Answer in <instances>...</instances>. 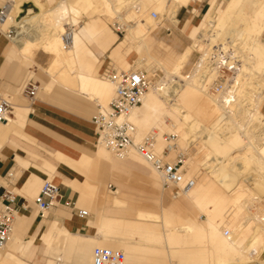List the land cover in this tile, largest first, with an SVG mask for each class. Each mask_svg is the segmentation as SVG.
Wrapping results in <instances>:
<instances>
[{
	"label": "bare ground",
	"instance_id": "bare-ground-1",
	"mask_svg": "<svg viewBox=\"0 0 264 264\" xmlns=\"http://www.w3.org/2000/svg\"><path fill=\"white\" fill-rule=\"evenodd\" d=\"M10 1L13 9L7 21L0 25V31L5 36V30L11 25L20 26L23 31L16 43L9 41L11 45L22 55L26 52L30 58L39 53L45 54L50 61L52 75L65 74L68 78L74 75L79 90L87 95L105 99V102L112 92L114 96L111 81L81 74L75 64L77 37H73L74 27L80 25L79 17L90 11L94 0H81L78 6H70L68 10L63 0L54 6H49L44 0H36L41 6V13L22 18L19 13L25 0ZM154 1L160 4V0ZM170 1L161 0V19L166 20L170 16L178 20V9L198 0H173L177 9L166 14ZM222 1L227 2L223 5ZM123 2L125 0H97L95 12L119 16L121 29L126 33L129 31L130 36L125 40L128 46L126 63L132 66L136 61L132 55L139 56L147 50V38L157 24L154 26L152 19V22L145 20L142 9H136L130 16L133 20L126 22L116 9ZM140 2L142 8L152 0ZM135 20L138 25L129 24ZM49 22L54 30L48 36H42L41 29H46L45 23ZM68 31L71 38L66 46L63 35ZM263 33L264 0H213L190 30L188 37L193 39V44L183 50L174 66H162L161 70L165 73L163 87L150 88L142 104L130 114V120L137 126V142L158 127L159 131L153 133L159 151L166 146L164 132L178 134V147L183 146L187 150L192 146L188 151L186 177L193 181L183 193L198 211L207 213L203 225L193 218L195 215H187L183 209H178V214L171 201L167 204L161 202L160 212L140 210L133 219L103 215L94 222L99 230L94 235L73 232L69 229L71 227L67 228L68 225L54 220L38 236L26 241L21 237V231L14 233V228L8 250L4 255L0 254V264H27L25 255L29 248L39 243L52 248L62 237V244L50 252L55 259L46 264H57L55 260L61 261V264H93L92 247L95 244L121 250L129 262L137 264H264V223L261 221L264 215ZM40 37L42 40L38 39ZM194 49L201 56L189 73H183ZM211 54L230 57L229 65L237 67L233 76L224 79L225 89L219 93H214L212 89L221 73L209 60ZM69 80L74 84L72 79ZM108 103L98 105L107 106ZM13 114L12 110L9 121ZM15 123L18 124V121ZM102 146L104 148L101 149ZM102 146L100 153L107 159L111 155L121 159L137 157L147 163L153 171L149 181H152L151 186L158 183L154 173L161 179L159 173L136 151L132 150L122 157ZM106 150L111 155L106 154ZM174 154L175 151H172L171 156ZM58 160L83 171L89 164L92 166V160L83 155L76 159L68 154H58ZM46 166L51 173L54 167ZM89 166L88 169L91 168ZM252 167L255 169L251 170ZM86 179L79 174L70 184L80 191L78 204L94 213L97 204L94 198L98 192L95 189L90 191L91 184ZM114 203L125 204L117 198ZM225 228L229 235L225 234Z\"/></svg>",
	"mask_w": 264,
	"mask_h": 264
},
{
	"label": "crops",
	"instance_id": "crops-1",
	"mask_svg": "<svg viewBox=\"0 0 264 264\" xmlns=\"http://www.w3.org/2000/svg\"><path fill=\"white\" fill-rule=\"evenodd\" d=\"M44 1L49 6H54L58 1L60 2V0ZM96 1L97 0H94L95 7L97 5ZM63 2L65 9L68 10L71 8L70 6H78L81 0H63ZM66 2L68 3L66 4ZM171 3H173L174 6V1L172 0L168 4V7ZM192 3L194 2H190L188 6L192 5ZM209 5L210 2L208 3L205 0H202L197 6L192 5L193 7L187 9V13L189 17L193 18L190 20L188 17V20L181 23L177 20L174 24L176 23V25H179L180 23L179 29L182 28V31L187 30L188 33L186 36L188 37L190 30L199 19L197 22L192 21L203 15ZM183 6L188 7L187 5ZM23 7L28 9L27 15L30 14V10H32V13L34 11L33 14H39L42 10L36 0L23 1L22 8ZM36 8L38 11L35 12L34 9ZM180 8L177 12V18L180 13ZM109 15L108 13L95 14L81 21L80 25L74 27L73 37L74 39L77 37L74 56L75 64L77 71L81 74L103 78L101 74L102 70L104 71V69H102V64L108 52L110 60L114 61L116 59V61L123 62V64L124 61H126L125 58L128 46L125 40L127 33L125 32L122 39L117 41L116 33L110 29L107 23ZM19 17L28 16H22L19 13ZM164 25H166L165 22L162 26H155L152 32L153 34L151 33L148 37L149 39L147 38V50H144L140 54L142 57L148 56L151 58L149 62L151 69H157V67L161 69L163 65L170 68L177 63L179 57L183 53V51H179L176 47H173L165 58L156 55L157 52H159L157 45L159 44L160 47L165 43V41H160V31ZM43 29H45V27H42L41 30ZM41 32L44 36L43 33L45 31ZM38 39H41V37ZM73 45H75V40ZM156 60L160 63H157ZM31 62L38 64L40 69L47 75L50 81H52L46 86L50 93L44 92L41 94L37 102L34 103V108L32 106L33 111H31L30 104H21V106L19 104H14V114L11 121L0 124V181L4 187H7L8 183L6 176L9 173H13L14 178L12 186L17 194L18 204L27 205L26 208H20L18 214L21 220L19 221L18 227L20 228L19 232H22L20 234L24 237L23 240L26 241L29 238L38 236L45 230L48 224L54 220H57L61 225H68L67 228L71 227L69 229L73 232L94 235L97 231L94 222L103 215L133 219L140 210L159 212L154 209L141 208L140 206L130 207L128 191L124 189L126 182L122 180V173L130 171L131 167L146 171L148 177L150 175L148 182L152 180L151 174L153 173L151 172L153 171L151 169L148 170L146 164L140 162L136 158L121 159L111 155V158L107 159L105 156L101 155L99 149L100 145L95 144L97 143V131L96 127H94V123L91 122L92 120L90 121L89 115L92 111V101L96 100L98 105L99 98L81 92L77 86L74 75L69 76L74 84L71 83L72 81H70L65 74L52 75L50 73L51 64L45 54L39 53L37 57L34 58H30L29 55H22L15 46L9 43V40L1 31L0 95H3L2 93L6 90L14 91L16 88H20L30 72V67L27 65H32ZM154 62H156V64H154ZM46 63L48 64L46 65ZM135 63L136 61H134L132 66L135 65ZM135 69L139 68L136 67ZM54 90V94L59 100L63 101V104H65L64 106H59L50 102V97ZM17 109L23 112L21 113L17 111ZM262 109L264 110V98L262 100ZM35 111H37V116H34ZM17 114L19 116H17ZM68 114L73 117H70ZM20 115L23 116L21 117ZM26 116H28V118ZM18 117L21 120H19ZM13 120L18 121V124ZM22 124L24 125L22 126ZM94 144L96 145V149L93 151L92 147ZM42 150H44V153ZM58 154H68L70 157L76 159L83 155L89 157L92 162L96 159L98 160L94 163L95 167L91 162L92 166H89L90 164L88 165L91 168L88 169L87 166L83 171L80 168L76 169V167L74 168L62 163L58 160ZM95 155L98 156V158ZM47 164L54 167L51 173L48 169L49 167L46 166ZM88 172H90V174ZM79 174L84 175L85 179L87 177L86 181L91 184L89 188L90 191L95 189L98 192V196L101 191V186L106 184L107 179L111 178L118 184V188L112 190L114 195L105 194L102 196L101 198H103V200L101 202L97 200L95 212H89L90 214L88 213L84 218L79 217L77 213L79 208H83L78 204L80 191L74 189L70 184ZM49 176L59 180L57 183L60 186V197L58 203L47 213L42 215L35 205L34 200L41 188V182ZM151 182L150 184H152ZM95 184L99 187L97 188ZM111 186L113 185H110V187ZM151 187L154 188L153 186ZM115 198L123 201L125 204L115 205ZM178 199L171 201V203L180 205V203L177 202ZM35 247L36 255L39 253L44 255L47 248L44 243H39Z\"/></svg>",
	"mask_w": 264,
	"mask_h": 264
},
{
	"label": "built area",
	"instance_id": "built-area-1",
	"mask_svg": "<svg viewBox=\"0 0 264 264\" xmlns=\"http://www.w3.org/2000/svg\"><path fill=\"white\" fill-rule=\"evenodd\" d=\"M13 4L10 0H0V25L5 23L11 15ZM28 13V10H26ZM26 13V14H27ZM147 13L152 21L158 26L165 22L156 10H148ZM25 14V15H26ZM21 15H24L22 8ZM117 31L121 32L120 22H115ZM23 33L22 28L11 25L5 30V36L11 43H16L19 36ZM71 32L64 33L65 45L70 43ZM137 56L136 59H138ZM237 63L235 58H232ZM209 60L221 73V77L215 81L214 93H219L225 89V80L233 76L237 70L235 64L229 65L230 57H218L211 54ZM162 70L157 68L153 71L146 69H118L112 62H109L103 71V77L111 81L114 85V96L107 106L97 105V111L92 116L97 131V143L104 145L118 156H126L132 150L136 151L146 160L160 175L164 189L173 188L176 194L184 192L189 188L192 179L186 177L188 154L179 151L177 146L178 134H165L166 146L162 151L157 148V138L155 133H150L140 142H137V126L130 120V114L142 104L145 94L150 88L163 87L164 81L161 77ZM40 85L29 79L21 86L22 94L30 100L36 97ZM14 103L11 96L0 95V123H8L12 116ZM172 151L176 152L174 158L171 157ZM13 173L6 176L8 183L4 187L0 181V252L5 251L11 240L15 228V221L20 208L27 205H19L17 194L12 186ZM112 187V186H111ZM60 197V186L53 181L46 179L36 196L34 203L42 215L47 213L58 203ZM75 207V205H74ZM79 217H86L89 213L87 209H78ZM264 223V215L261 217ZM226 230L225 234L229 235ZM93 264H137L129 262L125 253L118 249L97 246L93 249ZM252 264H260L254 262Z\"/></svg>",
	"mask_w": 264,
	"mask_h": 264
},
{
	"label": "rangeland",
	"instance_id": "rangeland-1",
	"mask_svg": "<svg viewBox=\"0 0 264 264\" xmlns=\"http://www.w3.org/2000/svg\"><path fill=\"white\" fill-rule=\"evenodd\" d=\"M201 1L202 0H198V1L194 2V3H192V5L197 6V5H199L201 3ZM205 1H207L208 3L209 2L211 3L213 0H205ZM158 2L159 1L152 0V2L147 3L148 5H144L142 8H140V6H142L140 0H125V2L121 3L120 5L118 4L116 6V9H118L120 11V14L122 15V17L125 18L126 22L133 20L132 17H130V16H132L134 14L136 9H138V10L142 9L141 11H143L142 15L144 16V19L150 22L151 18L149 16V14L147 13V11L153 9V10L159 11V13H161V9H163V6L161 4V0H160V4ZM222 2H223V5H224V4H226L227 1H222ZM192 5H190L189 7H186V6L182 5V7L180 8V13L178 14V18H177L180 23L185 21V20H188L187 18L189 17V14L187 13V9L193 7ZM23 9H24V15H25L27 13L26 10H28V9H25L24 7H23ZM175 9H177V6L175 8V2H174V6H173V3H171L169 5V7H167L165 12H166V14H168V12L170 10H175ZM207 9H206V11H207ZM34 10H35V12L38 11L37 8L34 9ZM95 10H96V8L92 4V6L90 8V11L88 13L82 14L81 16L79 15L82 18V19H80V17H79V20L83 21L85 17L94 16L95 14H99L98 12H95ZM33 13H34V11H33ZM33 13H30L29 15H25V16H28V17L33 16ZM83 15H84V17H82ZM118 17L119 16H117V14L114 15V13H111L109 15L108 20H107V23H108L110 29L114 33H116V35H117V41L121 40L123 35L125 34V31L119 32V31H117V29L115 27V22L118 21V22L122 23V21ZM201 17H202V15L199 18L198 17L195 18V20H193L192 22H197V20L200 19ZM192 18L193 17H189L190 20ZM173 21L176 22L177 21L176 18H172L170 16H167L166 20H165L166 25H164V27L160 31V34H161L160 41H165V43L162 46H160V47H159V44L157 45L158 48H159V52H157L156 55H158V57L165 58L168 55V53H170V51L172 50L173 47H176L179 51H183L186 47H189L191 44H193V39H191V38L186 36L188 31L187 30L186 31H184V30L182 31L181 29H179L180 23H179V25H176V24H174ZM152 23H153L154 26L156 25V23H154V22H152ZM129 24L138 25V22L135 20V21H133L131 23L129 22ZM45 25H46V29H43V31H46L45 32L46 34H44V36H48L49 33L51 32V30H54V28H53V26L51 25L50 22L49 23H45ZM66 25H70V24L67 23ZM159 26H162V25H159ZM139 30H140V28H139ZM139 30L136 32L137 34L139 33ZM128 32L129 31H127L126 38L130 36ZM40 40H42V38ZM18 52H19V50H18ZM22 53H24V56L27 55L26 52H22ZM108 53L105 55L106 56L105 59H103L102 69H104L109 62H112V64H114L116 66V68L123 69V70L135 69L136 67H138L139 69H146V70L151 69V67L149 66V62L151 61V58H149L148 56L142 57L140 55L138 57V59L136 60L135 65L129 66L126 63V61H124V64H123V62L116 61V59L114 61L110 60L109 56H108ZM137 56H138L137 54H134V55H132V58L136 59ZM200 56H201L200 52L196 51V49H194L192 54H191V57L189 59L188 65H186L185 68L183 69V73H186V74L189 73V71H191V69L193 68V65L198 61ZM35 57H37V54L35 55ZM112 58H114V57H112ZM47 64L48 63H46V65ZM154 64H156V62H154ZM27 66L30 67V72L28 73L27 77L23 81L22 85H24L25 82L28 81L29 79H32L33 81L37 82L40 85V89H39V93H38L36 99H34L32 101V100L28 99L27 97H25L22 94V89H21L22 85L20 86V88H16L14 91L6 90L2 94L4 96L10 95L11 99H12V102L14 104L18 103V104H22L23 105V104H26V102L28 104H31V111H33V108H34L33 105H34L35 102H37V100L39 99L41 94L44 93V92L48 93V94L50 93V91L47 90L46 86L52 81H50V79L47 77V75H45V73L40 69L38 64L32 63V65H27ZM154 69H156V68H153L150 71H153ZM101 74H103V70H102ZM160 76L161 77L165 76V73H164L163 70H162V73H161ZM55 90L52 92V96L50 97L51 98L50 102L53 103V104L59 105V106H64L65 104H63V101L59 100L56 97V95L54 94ZM112 94H113V92L110 94L111 96L106 98V102H105V99L99 98V103H101L103 105H106L110 101V99L112 98V96H113ZM32 106H33V108H32ZM97 108H98L97 107V101L93 100L92 101V111L90 112V115H89L90 116L89 117L90 121L92 120L93 114L97 111ZM263 112H264V110H263ZM68 115H70V114H68ZM34 116H37V111L34 112ZM26 117L28 118V116H26ZM70 117H73V116L70 115ZM167 122L169 123L170 121L167 120ZM153 129H152L153 130L152 132H155V131L158 132L159 131L158 127H155ZM152 132H150V133H152ZM165 134H166V132L163 133V137H164ZM142 139H144V138H142ZM137 140H139V139H137ZM95 144L98 145L97 143H95ZM95 144L92 147L93 151L96 149V145ZM101 146L102 145H100V147ZM191 147H189L187 150H185V147L181 146V147H178V149H179V151H183L185 153H188V158H189V155H190L189 152H190V148ZM102 148H104V147L102 146L101 149ZM181 148H184V149H181ZM107 151L108 150H106V152ZM42 152L44 153V150H42ZM108 153L111 155V153L109 151L106 154H108ZM175 155H176V152L171 157L174 158ZM199 156L202 157L201 154ZM134 158H137V157H134ZM137 160H139L140 162L144 163L141 159L137 158ZM145 164H146V167H147L148 170L151 169V167L149 165H147V163H145ZM252 169H255V168L252 167L251 170ZM122 175H123V177H122L123 179L122 180L124 182H126L124 189L128 191V196H129L128 200H129V206L130 207L133 208V207H139L140 206L141 208L154 209V210L160 212V207H159L160 200H161V202H164L165 204H167L168 202L176 200V199L179 198L178 199V203H180V205H174V208H173V209H175V211L178 214H180V212H178V209H183L185 214H187V215H191L192 214L191 216L195 215L196 217L193 216V218H196L198 223L201 222L200 223L201 225H203L205 220L207 219V217H208L207 213L198 211L193 206V204L186 198L185 193H183V192L179 193L178 194L179 197H178L176 192H175V189H173V188L164 189L163 186H162L161 179H159L158 176L155 173H154V176H155V178H156V180L158 182L157 183L158 185L157 184L154 185V188H151V184L148 182V174L143 169H139V168H136V167H131L130 171H125V172L122 173ZM47 179H49V180H51V181H53L55 183L59 182L58 179L53 178L51 176H49ZM43 182H41V183H43ZM110 185H113V186L110 187ZM117 188H118V184L115 181H113L111 178H109V179L106 180V184L101 186V191L99 193V196L97 195L94 199L98 200V202H101L103 200V198H101L102 196H104L105 194L114 195V193H112V190H116ZM79 205L82 206L84 209H88L84 205H81V204H79ZM16 219L17 220L15 221V232L14 233H16V232L18 233V230H19L18 221H21L18 216H17ZM96 230L99 232L98 229H96ZM225 230H227V228H225ZM98 232H96V234ZM21 237L24 238L22 235H21ZM63 239H64V237H62L56 243H54L52 248H46L44 255L42 253H39V254L36 255V247H35V245H33L31 248H29V251L25 255L27 264H46L47 261H49L50 259L54 260L55 258L50 255V252H51V250L56 249L58 246H60L62 244ZM206 245H208V243ZM96 246L97 245L95 244L94 247H92V251H93V249ZM6 251H2V252H0V254L4 255V253ZM55 261H57V264H61V261H59V262H58V260H55Z\"/></svg>",
	"mask_w": 264,
	"mask_h": 264
}]
</instances>
